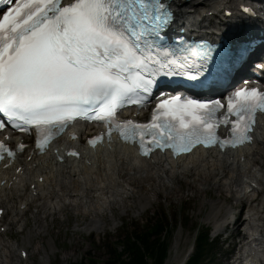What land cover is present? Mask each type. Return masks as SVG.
I'll list each match as a JSON object with an SVG mask.
<instances>
[{
    "label": "snow or ice",
    "instance_id": "1",
    "mask_svg": "<svg viewBox=\"0 0 264 264\" xmlns=\"http://www.w3.org/2000/svg\"><path fill=\"white\" fill-rule=\"evenodd\" d=\"M174 23L175 13L165 0H74L67 5L15 0L0 19V113L17 130L35 128L41 150L77 118L111 125L109 138L115 128L125 142L138 143L145 157L155 149L171 148L179 155L197 145L250 143L255 114L264 112V92L256 89L235 92L223 117L216 115L223 107L219 101L174 96L157 104L149 123L116 121L117 110L125 105L144 106L157 77L197 81L204 75L210 52L192 63L158 43L168 34L162 35L163 29ZM221 124L231 125L230 139L217 137ZM4 127L0 122V130ZM98 140L102 137L90 143L95 146ZM5 152L15 156L0 144V159Z\"/></svg>",
    "mask_w": 264,
    "mask_h": 264
},
{
    "label": "bare ground",
    "instance_id": "2",
    "mask_svg": "<svg viewBox=\"0 0 264 264\" xmlns=\"http://www.w3.org/2000/svg\"><path fill=\"white\" fill-rule=\"evenodd\" d=\"M180 2L182 0L176 3L179 9L177 20L209 21L222 27L248 23L264 28L260 17L246 18L238 12L227 18L223 13V18L214 13L204 14V11H216V4L220 2L228 6L223 7L222 12L225 8L232 9L235 0H191L190 10L185 12ZM261 3L264 4V0ZM199 8L202 11L197 13ZM260 124L262 132L257 131L255 141L249 146L224 153L203 150L177 159L166 153L140 157L130 146L119 145L115 141L96 150H87L81 141L76 143L82 153L80 159L66 155L68 138H63L46 154L37 155L29 149L13 166L0 169V209L3 210L0 222H4L0 225V264H22L27 260L23 256L26 249L20 248V241L12 242L7 238V231L14 234L12 226L18 232L24 230L28 226L25 215L30 209L37 228L33 227L29 233L38 234L46 230L45 218L64 214L67 208L80 209L88 217L86 228L96 231L105 226L104 216L118 205L122 206L128 198H137L141 209H144L155 201L153 194L169 195L182 191L185 184L200 186L204 190L208 186L225 191L236 205L225 206L227 199L218 198L213 199L212 206L218 209L225 206L227 212L239 203L249 204L248 216L241 219L242 223L236 222L237 228L243 226V232L248 235L242 246L243 259L238 264H264V203L255 204L264 188V120ZM90 128L81 126L79 130ZM145 185L152 191V196L146 191L141 192ZM231 223L218 221L216 228L220 230ZM26 254L28 257L29 252ZM41 254L42 261L46 263L47 255Z\"/></svg>",
    "mask_w": 264,
    "mask_h": 264
},
{
    "label": "rangeland",
    "instance_id": "3",
    "mask_svg": "<svg viewBox=\"0 0 264 264\" xmlns=\"http://www.w3.org/2000/svg\"><path fill=\"white\" fill-rule=\"evenodd\" d=\"M145 191L152 196V191H149L146 185L141 188V192ZM152 197L155 201L144 209H141L137 198H128L122 206L118 205L113 212L104 216L105 226L96 231L86 228L88 217L80 209L67 208L64 214L45 218L46 230L38 234L29 233L33 227L37 228L34 224L33 210L30 209L25 215L28 226L20 232L12 226L14 234L8 230L7 238L12 239V242L20 241V248L23 247L29 252L28 257L24 256L27 260H23L22 264H109L124 252L131 243L129 238H132L134 233H142L141 231H144L156 219L164 220L167 227L161 236L169 247L165 264H184L186 254L194 251L199 228H211L212 237H210L213 239L216 237L215 228L218 221L230 222L234 210L238 216L242 209H247L249 206L246 202L239 203L235 209L227 212L225 206L236 205V201L225 191H218L208 186L204 190L200 186L185 184V189L182 191H175L169 195L153 194ZM218 198L227 199L225 206L220 209L212 206L213 199ZM263 199L264 188L255 204L262 205ZM262 216L264 219V213ZM238 220L241 223L243 221ZM3 223L0 222V225ZM238 226L236 224L229 231H224L218 236L219 244L213 259L215 264H230L229 256L235 255L236 248L242 240H248V235L243 232V226L237 228ZM235 233L238 236L233 241L231 237L230 240L227 239ZM41 252L47 255L46 263L42 261ZM15 253L19 257V252ZM122 257H128V254L124 252ZM153 261L154 257L148 258L149 264Z\"/></svg>",
    "mask_w": 264,
    "mask_h": 264
},
{
    "label": "trees",
    "instance_id": "4",
    "mask_svg": "<svg viewBox=\"0 0 264 264\" xmlns=\"http://www.w3.org/2000/svg\"><path fill=\"white\" fill-rule=\"evenodd\" d=\"M166 227L167 224L164 220L156 219L144 231H141L142 233H134L132 238H129L131 243L124 250L128 257H122L124 253L122 252L116 260L110 261L109 264H149V257H154L152 264H165L169 247L162 240L161 233ZM134 239L135 241L132 242ZM218 244V238L216 240L211 239L210 228H199L194 251L185 264H215L213 259L216 255Z\"/></svg>",
    "mask_w": 264,
    "mask_h": 264
}]
</instances>
